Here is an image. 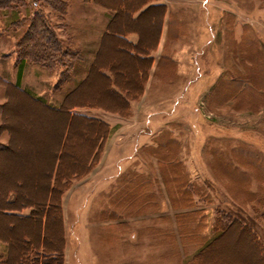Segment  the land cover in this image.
<instances>
[{"label": "rangeland", "instance_id": "374dc122", "mask_svg": "<svg viewBox=\"0 0 264 264\" xmlns=\"http://www.w3.org/2000/svg\"><path fill=\"white\" fill-rule=\"evenodd\" d=\"M63 1L71 3L73 8L82 3V0H11L7 3L9 9L0 8V80L15 81L18 42L25 32L32 30L29 28L32 22L52 29L61 43V52L82 53L90 47L84 42L88 37L80 34L82 30L67 28V13L53 9H62L60 4ZM165 1L170 13L185 23L181 29L183 39L168 44L171 62L162 73L163 80L155 82L156 89L148 97L153 106L139 109L137 123L124 125L125 136L120 142L123 169L119 172H93L89 182L73 184L68 197L76 199L65 205L66 264H189L202 245H195L188 238L198 230L200 223L204 227L202 235L209 237L218 218L223 221L237 218L264 232V224L249 206L244 205L245 209L238 207L245 196L236 190L235 194L229 195L223 191V185L243 186L246 179L235 171L223 170L217 161L218 158L221 160L218 152L224 151V162H231L246 172L249 176L246 190L254 191L263 181L264 0ZM110 2L113 4V0ZM115 2L127 5L132 0ZM160 13L155 12L153 16L158 17ZM75 14L80 16L82 13ZM157 21L153 24L151 17L146 15L141 25L155 28V37ZM130 24L127 17L122 16L117 27ZM115 48L121 50L119 46ZM56 57H59L58 64L47 56L43 61L46 67L29 60L21 78V83L33 94L55 103L57 97L64 94V86L58 89L55 84L65 79L62 73H65L67 62V59L60 60L59 54ZM110 60L111 63H127L121 55L111 56ZM177 64L180 65V75L176 71ZM130 67L127 79L135 85L134 64ZM89 89L103 93L101 85L95 81L84 91ZM84 91L77 92L73 99L80 95L81 99H86L87 96L82 95ZM9 94L12 98L6 107L7 126L12 128L14 141L8 152L0 154V180L8 185L4 189H18L21 197L27 193L33 200L31 202L41 204L57 154V143L65 129L63 123L60 125L65 113L47 115L27 104L15 91ZM4 96L5 88L0 84V105L5 101ZM74 122L79 126L68 139V150L61 155L59 170L63 172L83 166L84 154L94 144L96 128L89 133L83 130V121ZM2 137L0 141L4 140ZM82 139L89 140V144H83L77 150ZM120 177L121 215L118 214L115 222L127 226L128 230L120 228L118 234L126 233L121 241H113L110 235L116 232V228H109L113 222L107 221L105 227L89 226L86 221L89 215L85 216L83 212H97L98 204L92 203L87 211L88 205L82 201L89 192L99 191L101 197H108ZM18 183L23 187L19 189ZM187 187L190 190L199 188L202 196H188L195 200V206L185 205L184 208L177 203L178 208H174L171 202L187 199L184 195ZM32 190L38 193L34 198L30 193ZM191 212L196 213L192 218H181ZM53 216L51 213L49 217L48 238L56 241L59 234ZM27 223L34 225V229L28 232L34 235L29 236H38V220ZM0 226V234L9 238L8 223L0 220ZM180 237L184 239L182 242ZM252 246L244 234L231 229L217 242L207 262L215 263L220 259L227 264H257ZM4 253L5 246L0 243V255Z\"/></svg>", "mask_w": 264, "mask_h": 264}, {"label": "crops", "instance_id": "0c3cea01", "mask_svg": "<svg viewBox=\"0 0 264 264\" xmlns=\"http://www.w3.org/2000/svg\"><path fill=\"white\" fill-rule=\"evenodd\" d=\"M79 4L80 5H76L74 8L72 7L71 3L67 4V15L65 23L67 28L71 27L72 29L82 30L80 34L83 35V37H88L84 42L87 43L90 47L88 49H85L84 51H81L83 55V63L76 70L72 69V71H69L68 74L70 76V79L65 83L63 91H74L75 96H77V92H80L81 90L84 91L85 87H87L88 84H91V82L95 81L101 85L103 93L100 94L99 90H85L82 95L87 96L86 99L80 98L81 102L84 103V105H76L73 107L70 105L68 106L72 107L71 114H77L78 116H81L80 119L81 121H83L81 122V124L85 125L83 130H86L90 133V130L96 128V130L93 132V139H98V143L97 146L92 149L93 151L91 149H88L84 154L85 161L83 163V166H80V170L84 173L86 172L87 174L80 179H74L70 188L61 196L62 218L65 235L64 264H66L65 252L67 249V209L65 205L69 202L74 203L76 199H69L70 197H68L73 184L79 182L81 183L82 181H88L90 175L93 172H119L123 169L121 159L122 145L120 142L122 141L123 135L125 134V131L123 133V130L125 128L124 125L137 123V120L139 118V109L153 106L151 99H149L148 97L156 89L155 82H157L158 80H163L162 73L165 71V68H167L168 61H171V57L169 55L170 53L167 49L168 44L180 42V40L183 39V32L181 29H183V27L185 26V23H183L180 19H176L175 16L170 13L169 6L167 5L165 0H150L147 3H141L137 6V8L130 9L127 20L131 24L128 26L123 25L122 27H117L120 18L124 16L123 10L125 9H123L121 4H114L115 6H113V4H98L91 0H82V3ZM160 4H162V7H158L157 9L161 12L160 15L158 17L153 16L154 10L152 8H154L155 5ZM77 12L82 14L80 16H76L77 14L75 13ZM146 15H149L151 17L153 24L158 20V29L156 34L157 39H154L155 37L153 34L155 28L147 24H142L143 26L141 25V22ZM78 17H80L81 19H78ZM127 27H131V30H126ZM112 36H114V38H110ZM149 37L150 40L148 41L147 38ZM121 39L125 43H127L125 47L122 45ZM140 44H142V46H140ZM116 46L129 49L128 54L130 56V59L132 61L135 60V63L136 60H140L141 62L143 61L140 66H137L134 63L135 68L133 69V72L135 73V85L132 83V81H129L127 79V72H131L129 69L130 63L127 62L128 60L126 61L128 64L122 63L125 67H128V69L119 68L118 70L116 67H113L114 70H110V65H118L117 62L111 63L110 57L113 56V58H115V56H123V54L117 48H115ZM161 57L165 60L161 61ZM179 68L180 65L177 64V72ZM178 74L180 75L179 72ZM121 77H123V79ZM104 86L105 91H103ZM20 87L21 89H25L32 93L22 83L20 84ZM179 90L180 88L177 89V91ZM33 95L35 97H40L44 101L45 105L56 110H59L64 96L63 94L57 97L58 102L55 103L53 101H47L39 95ZM103 97L112 99V102L110 101L111 103L109 102L108 104L101 105L100 101L101 98L103 99ZM93 98H96L99 101V104H94L95 102H93V100L95 99ZM148 102H150V104ZM39 109L43 110L42 108ZM46 114L51 116L55 115L53 113ZM65 117H67L68 120L69 117L67 115ZM65 117L62 119L63 121L60 123V125H62V123L64 124ZM140 118L142 119V117ZM70 119L73 122L75 121V119H73L72 117H70ZM71 122H69L68 120L67 122H65V124L67 125ZM92 125H94L95 127ZM1 135L3 136L2 139L4 138V140L0 141V143L2 145H6L9 140L8 134L1 133ZM61 135L63 136V133ZM70 135L71 134H69L68 131V138L65 139L64 143L66 144V146L64 149H62L63 151L68 148L67 142ZM61 147L57 148V150L61 149ZM89 151L91 152L89 153ZM60 154L61 153L57 151V154L53 159V163L51 165V170L59 169L62 159L57 160L56 157ZM90 166L92 167L90 168ZM78 167L76 166L74 170L71 169V171L77 170ZM121 180L122 179L120 177V179L118 180V185L115 186L116 188H114L113 192L108 197H101L99 191L97 190L98 192H94L92 194H90L89 192L84 195V200L82 201L83 204L85 203L86 205H88L87 211H90V206L92 205V203L98 204L97 212H83L85 216L89 215L86 220L89 226H106L109 223L107 221L113 222V225L109 226V228H116V232L111 233L110 235V237L112 236L113 241H121L120 238H122L126 233L125 231H119L120 233L118 234V230L120 228L128 230L127 226H124L121 223L118 225L115 222L116 219L118 220V214L121 215V213H119V209L122 203ZM86 185L87 183L83 186ZM151 190L152 188L149 190V195L151 197L152 203ZM130 199H132V196ZM133 199L135 200L134 197ZM176 200L177 201H175V203L171 202L174 208H178L176 206L177 203H185L183 201H180L179 199ZM106 205L108 206V209L106 208ZM83 209L85 208L83 207ZM28 213L29 210H24L21 214L27 215ZM3 245L5 246V244ZM6 252L7 247L5 246V253L3 255H5Z\"/></svg>", "mask_w": 264, "mask_h": 264}, {"label": "trees", "instance_id": "16d2710c", "mask_svg": "<svg viewBox=\"0 0 264 264\" xmlns=\"http://www.w3.org/2000/svg\"><path fill=\"white\" fill-rule=\"evenodd\" d=\"M10 1L11 0H0V8L9 9L7 3ZM91 1L98 4H111L110 2L111 0H91ZM115 1L116 0H113V6H115L114 4H116ZM149 1L150 0H143L142 3H147ZM67 4L68 3H66V1H63L60 4L62 9L61 8L59 9L53 8V9L55 10V12L59 10H63L64 12H66ZM118 4H121L123 9H125L123 10V14L128 19L129 11H130V9L128 8V4L127 5H125V3H118ZM158 7H162V4L155 5L154 8H152L154 10V13L157 12ZM31 24L32 25L29 28L32 30L25 32V35H23V37L21 38L22 40L18 42V49H19L17 53L18 65H17V75L15 81L12 83L8 81L0 80V84L5 88V96H4L5 102L2 105H0V135L1 133H6L8 134L9 137L8 143L6 145H2L0 143V154L8 152L11 146L13 145V141H14V134L12 132V128L7 126V116H6V110H7L6 107L11 102V96H10L11 94L9 93L12 90L15 91L17 94H19L18 96H20L27 104H31L32 106L37 107L38 109L42 108L43 109L41 110L42 112L53 113L56 116L65 113V116L67 115L69 117L68 118L69 122L72 121L70 117H72L77 121L81 120L80 119L81 116H78L77 114H71V108L73 106L84 105V103L76 104V105H73L71 103L72 101L78 100V99H73V97L75 96L74 91L64 92L61 106L59 110H56L45 105L44 101L40 97H35L29 91L25 89H21L20 84L22 78V70L24 66H26V64L29 63L28 61L31 59L33 61L31 63L39 64L41 67H46L43 64V61L47 56H50L51 59H55L54 62L56 64L59 63L58 62L59 57H56L57 54L60 55L61 57L60 60L67 59V62L65 64V73H62L63 75H65V79L62 81L58 80V82H56L55 84L58 85V89H61L65 85V83L69 81L70 79V76L68 74L69 71H72V69L76 70L83 63L82 53L80 52L77 53L74 51L73 53L65 52V51L61 52V43L57 39L52 29L47 27L45 24L41 25L40 23H37L39 24V27H37V24H35V22H32ZM154 39H157V35L155 36ZM121 43L124 47L127 45V43H125L122 39H121ZM140 46H142V44H140ZM124 47H122L121 50L119 51L123 54L124 58L128 60L127 62H129L133 66L135 60L132 61L130 59V56L128 54L129 49H126ZM162 60L165 59L161 57V61ZM142 62L140 60H136L135 64L137 66H140ZM170 62L171 61L169 60L168 63ZM117 63L118 65L116 66H114V64L110 65L111 68L110 70H112L113 67H116L118 70L119 68L128 69V67H125L124 65H122V63L119 64L120 63L119 61H117ZM134 68L135 67H133V69ZM55 89L57 90V88ZM246 90L247 88L244 89V91ZM78 98L80 99L81 96H79ZM69 105L72 107H68ZM66 119L67 117H65L64 119V124L65 122L68 121ZM71 123L64 125L65 129L64 132H62L63 136L62 135L60 136V139H62L61 141L62 147L61 145L58 146L59 142L57 143V148L61 147V149H58L61 154L56 157L57 160L62 159L61 155L62 153H64L62 149L65 144L64 143L65 139L68 138L67 135ZM73 126H75L76 128H74V130L72 129L71 133L77 130L79 125L73 122ZM97 140L98 139L96 138L95 140H93L94 144L92 145V147H90L91 150L97 146L98 143ZM67 146H69V141L67 143ZM224 153H225L224 151L218 152V155L222 161L224 159ZM221 160L218 158L217 161L221 164L223 170L235 171L237 174L241 175L246 179L244 181L243 186L229 185V184L223 186L221 185L223 191L229 195V194H235L234 191L236 190L237 192L245 196V199L242 200L243 202H245V204L242 202V205L240 204L239 206L238 205L237 206L241 209H245V206H249V208L257 216V218L261 220V222L264 224V178L263 181L261 182L262 184L260 183V185H256L257 188L254 191L253 190L251 191L250 189L246 190V188L249 186V176L247 175V173L241 171L237 165H231V162L226 163L224 161L222 162ZM91 167L92 166H90V168ZM86 174H87L86 172L84 173L80 170V166L75 171L65 170L63 172L62 170L60 171L59 169L56 170L52 169L51 173H49V182L47 188L48 191H46L44 195V201L41 204L31 202L33 200H31V198L27 196V193H25V195L21 197V195H19L20 191L18 189H13L11 187L3 189L6 187V184L2 187V190H0V220L8 223L7 228L8 230H10L9 233L10 237L7 238L2 234L3 237L6 238V240L0 238V243L5 244V246L7 247L6 254L0 255V264H64L65 235H64L63 218H62L61 196L70 188L72 181L74 179H80L84 177ZM21 187H23V184L18 183V188L20 189ZM3 190H6V192ZM33 192L35 191L33 190L30 191L32 197L34 198L38 193L35 192V196H33ZM192 194H199L202 196V192L199 188L193 187V190H190V187H187L184 190V195L187 196V199L185 197L181 198L180 201H183L185 203L180 202L179 206H182L184 208L185 205L195 206L196 205L195 200L191 197H188L191 196ZM24 210H29V213L27 215L21 214ZM51 213L54 214L53 224L56 225L57 233L59 234L56 241H54L53 238L50 239L48 238L47 230H48V223L51 219L49 218L51 217ZM195 214H196L195 212L194 213L191 212L188 213V215L185 214L184 216H181V218H185V217L192 218L193 215ZM32 220L34 221L38 220V226L40 224L39 233L38 236L36 237L29 236V234L34 235L33 233H28V232L25 233L19 230L20 226H25V225L28 231L33 229L34 226L27 223V222H31ZM17 225L19 226L18 230L15 231ZM29 225L31 226V229H29ZM179 225L181 226L180 222ZM203 228H204L203 224L200 223V226H198V230H194V233L190 235V237L188 238V240H193L192 242H194L195 245L196 244L198 246L202 245L199 251L195 253L193 258L190 259L189 264H227L220 259L218 260V262L215 263L207 262V260L209 259L208 258L209 253L212 251V249L215 248L217 242L221 240L231 229L232 230L236 229L238 234L240 235L244 234L250 240L251 244L253 245L252 247L255 248L256 251L257 264H264V232L262 231V229L258 227L255 228L251 224L247 222H243L237 218H233L228 221H223L222 218L216 219L215 224L213 225V227H211V235L209 237L206 235H202ZM177 229L179 234H181L182 231L181 228L178 226ZM180 240L182 242L184 239L180 237Z\"/></svg>", "mask_w": 264, "mask_h": 264}, {"label": "bare ground", "instance_id": "6f19581e", "mask_svg": "<svg viewBox=\"0 0 264 264\" xmlns=\"http://www.w3.org/2000/svg\"><path fill=\"white\" fill-rule=\"evenodd\" d=\"M143 2V0H133V2L131 3V4H128V8L129 9H134V8H137V6L138 5H140V3H142ZM126 30H131V27H127L126 28ZM148 39V41L150 40V37L149 38H147ZM152 39V38H151ZM153 40V39H152ZM150 43H152V42H150ZM119 53V52H118ZM119 55V54H118ZM120 56V55H119ZM92 86V85H91ZM91 91V90H90ZM95 93H97V92H95ZM97 94H99V93H97ZM101 94V93H100ZM14 97V96H13ZM12 98V97H11ZM14 99V98H13ZM93 99H95V100H93V102H95L94 104H99V101L96 99V98H93ZM78 100H80V99H78ZM78 100H76V101H72L71 103L73 104V105H76V104H81L82 102H81V100L80 101H78ZM111 100L109 99V98H107V97H103V99L101 98V101H100V104H102V105H104V104H108L109 102H110ZM112 102V101H111ZM110 102V103H111ZM16 103H18V101L16 100ZM114 105V104H113ZM120 105V104H119ZM108 107V106H107ZM67 120V119H66ZM74 128H76L75 126H73V122L70 124V129H69V133L71 134V131H72V129L74 130ZM89 141V140H88ZM87 140H82L81 141V143L80 144H78L77 146H76V149L77 150H80L81 149V147H83V145L82 144H87V143H89ZM61 145V139H60V141H59V143H58V146H60ZM64 147H65V144H64V146H63V149H64ZM85 147V146H84ZM84 148H82V150H83ZM90 153V152H89ZM87 155V154H86ZM87 157V156H86ZM5 185V182L4 181H2V180H0V189L3 187ZM6 186H8V185H6ZM4 189V188H3ZM47 191H48V189H47ZM33 196H35V192H33ZM34 226V225H33ZM33 226H32V228H33ZM19 227V226H18ZM39 229H40V224H39ZM0 228H1V226H0ZM29 229H31V226L29 225ZM20 231L22 230L23 232H25V233H27V232H29L28 231V229L26 228V225L25 226H20V229H19ZM48 231V230H47ZM46 231V232H47ZM0 238L2 239L3 238V236L0 234Z\"/></svg>", "mask_w": 264, "mask_h": 264}]
</instances>
